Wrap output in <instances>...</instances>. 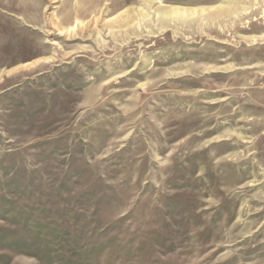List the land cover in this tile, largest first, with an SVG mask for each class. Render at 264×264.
Listing matches in <instances>:
<instances>
[{"label": "rangeland", "instance_id": "obj_1", "mask_svg": "<svg viewBox=\"0 0 264 264\" xmlns=\"http://www.w3.org/2000/svg\"><path fill=\"white\" fill-rule=\"evenodd\" d=\"M0 264H264V0H0Z\"/></svg>", "mask_w": 264, "mask_h": 264}, {"label": "bare ground", "instance_id": "obj_2", "mask_svg": "<svg viewBox=\"0 0 264 264\" xmlns=\"http://www.w3.org/2000/svg\"><path fill=\"white\" fill-rule=\"evenodd\" d=\"M150 5V2L148 3ZM229 6L222 7V6H216V7H208V8H190V7H178V6H157L152 8V15L151 19H156L159 21H165V20H174V19H181V18H187L190 16H203V15H213L218 12H226L231 11L235 5L230 3H227ZM238 4V3H237ZM153 6V5H152ZM133 13L136 18H144L146 15L145 11L141 8L134 9V10H126L124 14ZM123 14V13H122ZM149 15V14H148ZM218 15V14H217ZM119 18V17H118ZM130 23V22H128ZM121 25V24H120ZM113 25L111 23H108L106 27L111 28ZM164 28V27H162ZM97 31V30H96Z\"/></svg>", "mask_w": 264, "mask_h": 264}]
</instances>
